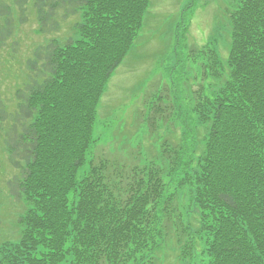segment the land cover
I'll return each instance as SVG.
<instances>
[{"label": "trees", "instance_id": "obj_1", "mask_svg": "<svg viewBox=\"0 0 264 264\" xmlns=\"http://www.w3.org/2000/svg\"><path fill=\"white\" fill-rule=\"evenodd\" d=\"M149 2L0 0V42L32 9L43 32L56 31L58 10L77 15L62 42L34 47L12 114L0 100L17 171L6 187L25 205L16 237L0 231V264H159L162 248L183 264H264V0H232L224 60L213 40L196 50L211 82L193 89L179 142L163 138L157 156L131 166L87 162L99 99Z\"/></svg>", "mask_w": 264, "mask_h": 264}, {"label": "rangeland", "instance_id": "obj_2", "mask_svg": "<svg viewBox=\"0 0 264 264\" xmlns=\"http://www.w3.org/2000/svg\"><path fill=\"white\" fill-rule=\"evenodd\" d=\"M34 2L28 0V5L34 7ZM231 6L232 0H150L130 51L109 78L99 101L94 123V136L98 137L92 154L96 157L94 162L102 156L109 162L131 166L143 162L147 151L148 157L157 156L155 149L161 143L158 136L171 144L180 141L183 124L179 118L185 121L195 118L193 89L198 84L211 82L209 76H203L202 64L207 62V56H197V51L213 40L221 60L225 59L230 46L227 11ZM35 12L33 9L27 12L25 22L21 24L18 20L20 25L15 24L12 34L0 43V100L6 110L11 111L9 114L17 107L16 90L30 79L25 64L32 57L34 47L53 37L62 42L77 19V15L63 17L60 9L55 16L59 28L45 33L39 30ZM162 91L167 99L166 105H160L164 111L154 112L148 100ZM172 101L179 108L175 120L171 118L177 112ZM142 112L150 114L154 122L147 124L144 116H140ZM7 124L6 119H0V231L3 239L16 237L17 220L25 209L22 199H16L6 187L8 179L17 172L9 164L3 143ZM203 131L204 127H199V135ZM178 198L182 206L189 202L187 195L180 194ZM188 214L193 225H198L199 210L194 208ZM156 261L183 264L177 252L174 256L163 248Z\"/></svg>", "mask_w": 264, "mask_h": 264}]
</instances>
